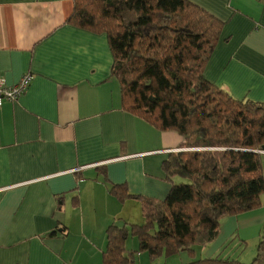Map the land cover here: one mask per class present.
Returning <instances> with one entry per match:
<instances>
[{
	"label": "crops",
	"instance_id": "obj_1",
	"mask_svg": "<svg viewBox=\"0 0 264 264\" xmlns=\"http://www.w3.org/2000/svg\"><path fill=\"white\" fill-rule=\"evenodd\" d=\"M188 1L225 23L206 80L264 104V0ZM71 6L0 0V80L11 87L31 77L18 100L0 106V264H102L107 227L143 222L140 202H119L109 187L162 200L170 185L161 164L181 151L176 133L121 108L106 37L64 25ZM260 160L264 174V153ZM219 232L194 259L250 263L264 195Z\"/></svg>",
	"mask_w": 264,
	"mask_h": 264
},
{
	"label": "trees",
	"instance_id": "obj_2",
	"mask_svg": "<svg viewBox=\"0 0 264 264\" xmlns=\"http://www.w3.org/2000/svg\"><path fill=\"white\" fill-rule=\"evenodd\" d=\"M71 1L64 25L106 37L121 108L182 140L181 151L161 164L170 185L164 199L109 187L119 202H140L143 222L107 227L102 264H134L129 237L151 259L181 252L193 258L216 241L221 221L260 205L264 104L237 100L206 80L225 23L190 1ZM186 264L244 263L219 255ZM248 264H264V232Z\"/></svg>",
	"mask_w": 264,
	"mask_h": 264
},
{
	"label": "rangeland",
	"instance_id": "obj_3",
	"mask_svg": "<svg viewBox=\"0 0 264 264\" xmlns=\"http://www.w3.org/2000/svg\"><path fill=\"white\" fill-rule=\"evenodd\" d=\"M177 182H178V180H177ZM179 182H180V179H179ZM126 243H127L126 244V246H127L126 250L135 253L134 254L135 255L134 256L135 264H184L185 263L184 262L185 256H188L187 253L181 252L179 255L173 256L170 258H167L163 254L157 258L151 259L147 253L138 251V243H137V240L135 238L129 237L128 241ZM195 252L197 253L198 250L196 249ZM194 258H195V256L192 259H194Z\"/></svg>",
	"mask_w": 264,
	"mask_h": 264
},
{
	"label": "built area",
	"instance_id": "obj_4",
	"mask_svg": "<svg viewBox=\"0 0 264 264\" xmlns=\"http://www.w3.org/2000/svg\"><path fill=\"white\" fill-rule=\"evenodd\" d=\"M30 80V76H24L16 85L11 87L5 86L0 80V106L2 105L3 101L18 100L25 92L30 83ZM260 153H264V151Z\"/></svg>",
	"mask_w": 264,
	"mask_h": 264
},
{
	"label": "clouds",
	"instance_id": "obj_5",
	"mask_svg": "<svg viewBox=\"0 0 264 264\" xmlns=\"http://www.w3.org/2000/svg\"><path fill=\"white\" fill-rule=\"evenodd\" d=\"M261 154V153H260Z\"/></svg>",
	"mask_w": 264,
	"mask_h": 264
}]
</instances>
